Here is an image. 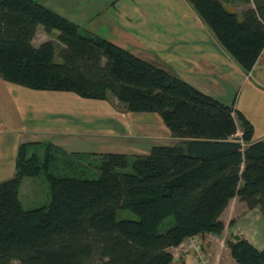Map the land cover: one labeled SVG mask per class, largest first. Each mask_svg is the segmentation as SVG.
<instances>
[{
	"label": "trees",
	"instance_id": "trees-1",
	"mask_svg": "<svg viewBox=\"0 0 264 264\" xmlns=\"http://www.w3.org/2000/svg\"><path fill=\"white\" fill-rule=\"evenodd\" d=\"M185 1L243 73L264 62V0ZM38 27L57 31L56 42L35 47ZM0 77L88 100L110 95L126 112L156 114L174 139L133 157L20 145L13 176L0 183V264H170V250L186 238L222 235L220 217L234 199L264 218V141L251 140L242 116L238 136L231 107L80 34L35 0H0ZM38 177L48 201L27 209L21 180ZM123 211L137 219L120 218ZM234 239L226 241L234 264H264V250Z\"/></svg>",
	"mask_w": 264,
	"mask_h": 264
},
{
	"label": "crops",
	"instance_id": "crops-1",
	"mask_svg": "<svg viewBox=\"0 0 264 264\" xmlns=\"http://www.w3.org/2000/svg\"><path fill=\"white\" fill-rule=\"evenodd\" d=\"M137 3L139 7L135 8ZM137 8L144 9L139 12L143 33L138 41L124 21L125 14H135ZM103 25V33L87 30L84 34L106 40L105 32L111 34L118 28L129 41V44L118 47L156 67L162 62V68L175 77L203 95L231 107L238 136H241V127L236 115L250 124L252 141H264V62L257 61L248 74L243 73L208 34V29L185 0H118L109 9L107 23ZM130 43L139 49L136 51L137 48ZM111 105L107 101L82 99L70 92L32 90L8 83L0 77V183L13 176L20 145L41 143L36 139L38 137L50 142L53 136L74 135L147 141V146L151 147L174 143L156 114L119 112ZM72 121L88 129L70 134L73 132ZM37 123L44 126L47 123L49 128L46 131L35 129ZM51 125H56L57 129H50ZM246 212L249 213L240 214L228 226L241 229L246 241L257 250H264V218L258 208L247 209ZM224 227V231L227 230L226 225ZM233 233L231 231L228 238ZM222 236L223 233L221 236L202 237L200 256L179 246L172 248L170 264H233L226 246L215 242L216 239L224 240Z\"/></svg>",
	"mask_w": 264,
	"mask_h": 264
},
{
	"label": "rangeland",
	"instance_id": "rangeland-1",
	"mask_svg": "<svg viewBox=\"0 0 264 264\" xmlns=\"http://www.w3.org/2000/svg\"><path fill=\"white\" fill-rule=\"evenodd\" d=\"M42 6H44L46 9L50 10L51 12L65 18L67 21L72 23L76 26L78 29V32L82 35H85V31L91 30L94 33H103L102 28H104L103 23H107V13L109 12V9L111 6L116 3L118 0H35ZM139 7L138 3L134 5ZM227 6V10L232 12H239L238 8H234V6ZM144 9L137 8L135 14H125L124 21L126 22V26L129 28L130 33L132 36H134L137 41L139 40L140 36L143 32H141V18L139 17L140 13H142ZM140 12V13H139ZM140 18V19H139ZM106 20L103 22V20ZM123 21V22H124ZM120 31L118 28H115V30L110 34L109 32H105L104 36L107 41L116 44V46H123L129 44L128 37L126 34L119 33ZM210 36H212L211 33H208ZM57 31H53L50 34H47L42 27H38L36 35L33 40L34 46H39L40 44L47 42V41H53L56 42L57 40ZM131 45L135 46L137 49H139L137 45H134L133 43H130ZM158 68H162V62H160V65ZM167 71L166 69H164ZM168 72V71H167ZM170 73V72H168ZM171 74V73H170ZM174 76V75H173ZM109 104L116 109L119 112H126L124 107L112 96H108ZM78 103H81L78 101ZM90 104V103H85ZM79 105V104H76ZM85 107V106H83ZM137 121V120H136ZM49 128V125L46 123V126L43 125V123L35 125V129H41L42 131H46ZM71 128L72 131L70 134L77 133L76 131H86L88 128L84 126H80V124L76 123V121L71 122ZM50 129H57L56 125H51ZM49 139L50 141H42L41 137L36 138L38 140H41L40 145L53 143L54 146L59 147L66 153H72V152H78V153H99L106 152V153H117V154H124L129 157L136 156L137 153H147L149 154L151 146H147V141H129V140H123V141H117L116 139L111 138H91L88 136H65L62 138H54ZM140 149L141 152H137V150ZM32 150V149H29ZM40 152L44 150V146H41L39 148ZM141 156V155H140ZM129 171V170H128ZM86 178H95L96 175L92 174V172H87L86 175H84ZM6 181V180H5ZM19 192H20V198L22 201V204L25 208H33L37 206H41L47 203L48 201V189L47 185L45 184L42 177L38 178H23L21 180L20 186H19ZM224 214L222 215V222L226 225L227 230L223 232V239H216L215 242L220 243L221 245L226 246V241L235 240L234 238H243V235L241 234V229L235 228L230 229L228 225H232L231 223L236 221L237 216L240 214L243 215L244 213L248 214L247 208L245 209V206H242L240 202L237 199H234L228 207L225 210ZM245 214V215H246ZM120 218H126L131 220H136L137 217L132 214L129 211H123L119 214ZM262 225V222L260 223ZM234 233L231 235L232 237L228 238V235L231 231ZM200 236V235H199ZM245 237V236H244ZM228 238V239H227ZM202 240V238H201ZM180 246V245H179ZM227 248V246L225 247ZM184 249V248H182ZM228 249V248H227ZM201 251V250H200ZM195 253L196 255L199 254ZM194 252V251H191ZM172 257L173 253L171 252ZM226 259V258H225ZM227 260V259H226ZM229 261V259H228ZM234 264V263H233Z\"/></svg>",
	"mask_w": 264,
	"mask_h": 264
},
{
	"label": "built area",
	"instance_id": "built-area-1",
	"mask_svg": "<svg viewBox=\"0 0 264 264\" xmlns=\"http://www.w3.org/2000/svg\"><path fill=\"white\" fill-rule=\"evenodd\" d=\"M179 247L184 248L186 251H194V253H198L202 248L201 237L199 235L188 237Z\"/></svg>",
	"mask_w": 264,
	"mask_h": 264
}]
</instances>
